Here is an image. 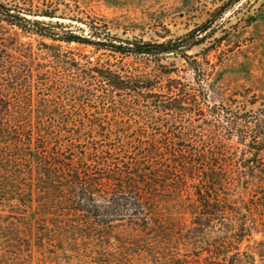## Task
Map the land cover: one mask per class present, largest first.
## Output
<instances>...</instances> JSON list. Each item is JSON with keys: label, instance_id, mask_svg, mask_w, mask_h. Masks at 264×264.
Masks as SVG:
<instances>
[{"label": "trees", "instance_id": "1", "mask_svg": "<svg viewBox=\"0 0 264 264\" xmlns=\"http://www.w3.org/2000/svg\"><path fill=\"white\" fill-rule=\"evenodd\" d=\"M22 10L0 3V20L54 25ZM37 32L151 57L184 52L201 40L193 33L153 43L109 32L99 39ZM65 55L58 58L69 71L75 67L68 62L88 76L96 68ZM33 56L27 47L0 46V264H34L35 258L42 264H255L253 250L241 247L253 232L264 231V216L256 218L249 201L233 196L240 189L262 193L257 202L264 205V160L259 151L238 156L230 143L241 132L237 121L217 112L199 116L201 122L181 127L177 140L154 138L130 152L70 129L73 115L65 100L88 89L79 79L42 71ZM101 76L122 89L111 71ZM172 88L169 100L154 104L186 110ZM196 111L206 116L202 108ZM82 136L89 141L82 143ZM247 247L256 248L264 263V240Z\"/></svg>", "mask_w": 264, "mask_h": 264}, {"label": "rangeland", "instance_id": "2", "mask_svg": "<svg viewBox=\"0 0 264 264\" xmlns=\"http://www.w3.org/2000/svg\"><path fill=\"white\" fill-rule=\"evenodd\" d=\"M0 3L24 9L32 20L54 24L44 28L21 27L0 20V46L9 50L17 45L30 48L36 67L42 64V71L65 81L79 79L82 89H88L65 100L73 115L70 129L92 132L97 140L134 152L154 138L167 135L177 140L175 134L181 127L201 122L199 116L212 118L217 112L218 117L239 124L241 132L230 140L238 156L250 157L259 151L264 160V0H0ZM41 11L56 16L35 15ZM40 28L46 33L52 31L63 36L74 33L91 39L109 32L122 39L153 43L179 40L190 33L201 40L180 53L159 57L124 55L93 43L53 40L39 34ZM60 53L66 54L63 59L77 61L81 67L96 68L88 76L68 62V66L75 67L71 72L61 67L66 66V61H60ZM110 71L115 75L112 80L123 81L122 89L113 87L101 76ZM171 85L173 94L183 98L186 110H165L154 104L169 100ZM70 94L74 95L72 91ZM198 107L206 116L197 114ZM87 141L89 138L82 136L81 142ZM189 189L192 194L196 191L194 187ZM240 190L233 197L243 196L256 218L264 216V205L258 204L262 193L254 196V191ZM255 240H264V231L253 232V239H246L241 250H253L255 264H264L258 250L247 247L249 243L255 245ZM33 263L42 264L38 258Z\"/></svg>", "mask_w": 264, "mask_h": 264}]
</instances>
